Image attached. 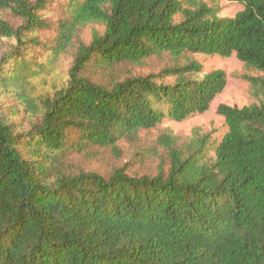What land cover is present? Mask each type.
Returning a JSON list of instances; mask_svg holds the SVG:
<instances>
[{
    "label": "trees",
    "instance_id": "obj_1",
    "mask_svg": "<svg viewBox=\"0 0 264 264\" xmlns=\"http://www.w3.org/2000/svg\"><path fill=\"white\" fill-rule=\"evenodd\" d=\"M55 1L0 0V264H264V0H226L243 8L234 18L196 0H64L52 27ZM89 25L104 31L63 80L60 58ZM164 55L177 62L114 75ZM188 55L236 56L259 74L246 78L256 103L219 105L221 141L166 138L168 165L153 176L70 169L208 112L227 75L180 63Z\"/></svg>",
    "mask_w": 264,
    "mask_h": 264
},
{
    "label": "rangeland",
    "instance_id": "obj_2",
    "mask_svg": "<svg viewBox=\"0 0 264 264\" xmlns=\"http://www.w3.org/2000/svg\"><path fill=\"white\" fill-rule=\"evenodd\" d=\"M187 6H191L190 0ZM198 6L205 4L208 8H216L220 11V18H234L243 10L242 6L235 3H229L226 0H196ZM65 1L56 0L50 9L45 13L48 22L52 27H56L61 19L66 16ZM194 9V8H193ZM13 25L19 24V20L10 15L3 16ZM102 33L104 27L99 25H89L81 28L75 37L73 46L68 53L60 58L56 72L60 73L63 80L76 53L77 47L81 43L89 44L94 32ZM52 33H46L45 37H50ZM9 43L4 40L0 42V56L7 50ZM197 61L203 66L204 72L209 73L215 70H222L227 75V87L224 92L217 97L210 110L203 115L189 118L182 123L165 122L156 130L142 131L131 140H122L119 143L117 152L111 149L93 150L83 157H75L71 161L70 169L72 171L88 170L96 171L101 174H109L118 168H125L129 174L156 175L161 167L166 169L168 165V151L164 145L166 138L173 140L179 149L190 143L195 138L207 137L210 142L221 141L227 133L228 128L223 117L217 114L219 105L242 108L250 106L257 102L254 91L247 77H257L259 74L240 62L236 56L229 59L221 57H209L203 55H188L180 60L184 63L186 59ZM172 56L164 55L145 60L142 64H130L120 67L114 71L116 77L139 76L149 73H158L165 67H170L176 63ZM58 74L57 77L60 78ZM41 85H39L40 87ZM213 155V152H211Z\"/></svg>",
    "mask_w": 264,
    "mask_h": 264
}]
</instances>
